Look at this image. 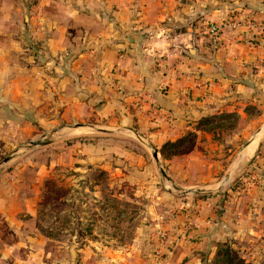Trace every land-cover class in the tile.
Wrapping results in <instances>:
<instances>
[{"label": "crops", "instance_id": "0c3cea01", "mask_svg": "<svg viewBox=\"0 0 264 264\" xmlns=\"http://www.w3.org/2000/svg\"><path fill=\"white\" fill-rule=\"evenodd\" d=\"M229 1L0 0V140L6 147L19 137L31 140L61 119H98L100 124L105 118L153 148L156 159L149 165L139 141L115 140L114 146L85 148L86 163L123 158L121 164L151 172L162 162L161 146L204 118L241 112L258 96L252 72L260 69L264 78V32L257 26L264 19V0ZM232 7L240 8V16L255 17L256 24L237 31L234 48L223 52L218 42L227 32L213 36L209 25L226 28L221 26ZM252 41L259 45L254 48ZM251 143L238 154L241 167L258 147L245 157ZM185 157L164 165L176 177L179 171L186 177ZM214 172L197 177L201 188L214 185ZM186 183L179 187L184 201L179 215L171 218L163 201L152 200L149 223L131 251L91 261L209 264L218 240L264 242V211L259 214L258 205L251 204L258 194L234 195L227 209L215 214L214 201L194 202ZM211 228L216 229L212 234ZM155 247L162 252L158 257L149 252ZM83 253L77 261L70 246L65 259L53 264H91Z\"/></svg>", "mask_w": 264, "mask_h": 264}, {"label": "rangeland", "instance_id": "374dc122", "mask_svg": "<svg viewBox=\"0 0 264 264\" xmlns=\"http://www.w3.org/2000/svg\"><path fill=\"white\" fill-rule=\"evenodd\" d=\"M233 2L236 1L230 0L229 4ZM240 15V8L232 7L221 26L226 28L209 25L213 36L227 32L218 42L223 52H230L236 44L237 31L246 29L236 25L242 26L246 20L256 24L255 17ZM263 23L261 19L257 25L260 33L264 32ZM251 45L256 48L259 43L252 41ZM259 72L260 69L252 72L257 83L255 101L246 104L242 113L234 111L204 118L172 142L173 145L161 146L158 152L162 162L152 166L153 172L121 164V158L95 165L86 163L85 148L114 146L115 140L133 144L139 141L149 165L156 159L153 148L122 131L124 128L116 129L111 125L113 120L105 118L100 124L98 119L90 118L75 123L59 119L53 128L43 129L42 134L33 133L31 140L19 137L6 147L0 140V196L3 197L0 199V264H53L65 259L70 246L77 261L84 257L85 251L89 261H84L91 264L93 259L123 256L131 251L140 231L148 225L149 211L154 207L152 200L163 201L166 207L162 209L171 218L179 215L184 202L179 187L188 180L190 183L185 186H191L188 190L194 192L191 199L214 201L215 214L226 210L230 199L240 193L258 194L251 204L258 205L261 214L264 211L261 203L264 202V78H260ZM259 128L262 130L252 138ZM115 132L123 134L113 137L111 134ZM250 141L252 144L243 153L245 157L250 147L255 148L256 143L258 147L241 167L238 154ZM34 143L40 145L32 146ZM178 156H186L183 160L186 177L180 178L182 171L176 177L164 165V161ZM15 158V164L7 165ZM212 172L216 174L214 185L201 188L203 185L197 177ZM2 190L6 192L3 195ZM154 249L150 254L160 256L162 252ZM239 260L241 264H264V242L218 240L209 264H237Z\"/></svg>", "mask_w": 264, "mask_h": 264}, {"label": "built area", "instance_id": "2783aa9c", "mask_svg": "<svg viewBox=\"0 0 264 264\" xmlns=\"http://www.w3.org/2000/svg\"><path fill=\"white\" fill-rule=\"evenodd\" d=\"M238 22V21H237ZM238 23H240V22H238ZM255 26V24L253 23V21H251V20H246L244 23H243V25L241 26L240 24H238V25H236L235 27H244V28H252V27H254ZM263 26H264V24H263ZM214 30V28H212V30L211 31H213ZM157 256V255H156Z\"/></svg>", "mask_w": 264, "mask_h": 264}, {"label": "water", "instance_id": "95a60500", "mask_svg": "<svg viewBox=\"0 0 264 264\" xmlns=\"http://www.w3.org/2000/svg\"><path fill=\"white\" fill-rule=\"evenodd\" d=\"M261 130H262V128H259V129L256 131V133L253 135L252 138H254L256 135H258V133H259ZM137 138L139 139V137H137ZM36 145H40V143H34V144H32V146H36ZM6 160H7V159H6ZM6 160H5V161H6ZM232 168H233V167H231L230 172L232 171ZM227 177H228V174L226 175V178H227ZM215 230H216V229L211 228V229H210V231H211L210 233L212 234V232H215Z\"/></svg>", "mask_w": 264, "mask_h": 264}, {"label": "trees", "instance_id": "16d2710c", "mask_svg": "<svg viewBox=\"0 0 264 264\" xmlns=\"http://www.w3.org/2000/svg\"><path fill=\"white\" fill-rule=\"evenodd\" d=\"M174 143H166L164 146H162V147H165V146H168V145H173ZM100 173H102L101 171H99ZM260 177H262V176H260ZM264 181V180H263ZM47 237H51V235L50 234H47L46 235ZM232 255H234V254H232ZM235 257V256H234ZM239 263H237V264H241V262H240V260L238 261ZM242 264H247L246 262H244V263H242Z\"/></svg>", "mask_w": 264, "mask_h": 264}, {"label": "bare ground", "instance_id": "6f19581e", "mask_svg": "<svg viewBox=\"0 0 264 264\" xmlns=\"http://www.w3.org/2000/svg\"><path fill=\"white\" fill-rule=\"evenodd\" d=\"M257 137H258V136H257ZM251 144H252V143H251ZM253 150H254V146H253L252 148L250 147L249 152H247L245 155H246L247 157L251 156Z\"/></svg>", "mask_w": 264, "mask_h": 264}]
</instances>
